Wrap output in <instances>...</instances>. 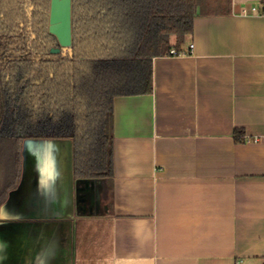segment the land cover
<instances>
[{
    "label": "crops",
    "instance_id": "0c3cea01",
    "mask_svg": "<svg viewBox=\"0 0 264 264\" xmlns=\"http://www.w3.org/2000/svg\"><path fill=\"white\" fill-rule=\"evenodd\" d=\"M262 0L198 15L154 91L114 101L111 207L88 209L69 138H27L0 207V264H264ZM248 10V12H244ZM236 128L247 140L235 141Z\"/></svg>",
    "mask_w": 264,
    "mask_h": 264
},
{
    "label": "trees",
    "instance_id": "16d2710c",
    "mask_svg": "<svg viewBox=\"0 0 264 264\" xmlns=\"http://www.w3.org/2000/svg\"><path fill=\"white\" fill-rule=\"evenodd\" d=\"M232 3L71 0L63 47L52 0H0V207L19 184L27 138L71 139L77 185L98 184L111 207L115 98L153 93L154 58L184 50L198 15L231 13ZM234 137L247 140L240 128Z\"/></svg>",
    "mask_w": 264,
    "mask_h": 264
},
{
    "label": "water",
    "instance_id": "95a60500",
    "mask_svg": "<svg viewBox=\"0 0 264 264\" xmlns=\"http://www.w3.org/2000/svg\"><path fill=\"white\" fill-rule=\"evenodd\" d=\"M262 2L264 4V0ZM51 11V32L58 36L61 46L70 47L72 45L71 0H52ZM51 51L58 53L61 48L54 47Z\"/></svg>",
    "mask_w": 264,
    "mask_h": 264
},
{
    "label": "rangeland",
    "instance_id": "374dc122",
    "mask_svg": "<svg viewBox=\"0 0 264 264\" xmlns=\"http://www.w3.org/2000/svg\"><path fill=\"white\" fill-rule=\"evenodd\" d=\"M214 4H217V0H211ZM52 12V11H51ZM96 187L97 184H95ZM100 193L98 190L95 189V191L93 193H91L90 197H89V201L87 204V208L88 209H94L95 211H102L104 209L103 205H101V200H102V195L100 196Z\"/></svg>",
    "mask_w": 264,
    "mask_h": 264
},
{
    "label": "built area",
    "instance_id": "2783aa9c",
    "mask_svg": "<svg viewBox=\"0 0 264 264\" xmlns=\"http://www.w3.org/2000/svg\"><path fill=\"white\" fill-rule=\"evenodd\" d=\"M244 12H248V10H244ZM252 12L255 13H260V9L256 6L252 7ZM194 44H190L189 47L185 48L184 50L177 51L175 48L171 50V55L172 56H183V55H189L193 53L194 51Z\"/></svg>",
    "mask_w": 264,
    "mask_h": 264
}]
</instances>
